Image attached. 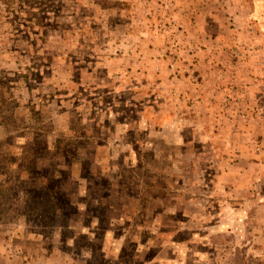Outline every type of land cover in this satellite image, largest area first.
<instances>
[{"label": "rangeland", "instance_id": "obj_1", "mask_svg": "<svg viewBox=\"0 0 264 264\" xmlns=\"http://www.w3.org/2000/svg\"><path fill=\"white\" fill-rule=\"evenodd\" d=\"M260 151L264 0H0V264H264Z\"/></svg>", "mask_w": 264, "mask_h": 264}, {"label": "crops", "instance_id": "obj_2", "mask_svg": "<svg viewBox=\"0 0 264 264\" xmlns=\"http://www.w3.org/2000/svg\"><path fill=\"white\" fill-rule=\"evenodd\" d=\"M202 13L204 12V10H202L201 11ZM242 48V47H241ZM240 49H239V47H234L233 48V51L234 52H236V55L237 56H240V53H241V50L239 51ZM174 59V58H173ZM178 60H180V57H178L177 58V60L176 61H178ZM159 64V63H158ZM153 69H152V71H153V73L155 74V76H158L159 78H161V73L158 75V73L156 72V70L159 68V66L156 64V62H155V64H153ZM156 68V69H155ZM180 77H182V76H180ZM170 80H172V79H170ZM183 80H185L186 82H189V84L190 83H192V80H193V78L191 77V76H183ZM186 111V110H185ZM161 112V113H160ZM160 112H157V114L159 115V116H163V115H167V116H170V115H172V114H174V113H176L175 115H177V114H179V112H175V111H172L171 110V108L170 107H167L166 109H165V111H160ZM214 116H216L217 117V114L216 115H214ZM219 116V115H218ZM257 167H255V169H254V171L250 174V176H249V182H251V184L254 182V180H256L257 179V177H260L259 178V180L261 179L262 180V178H264V152H262V151H260V155H259V158H258V160H257ZM254 183H256V182H254ZM253 183V184H254ZM252 184V185H253ZM253 188L254 187H252L251 185H250V183H249V187L247 188V192L248 193H250V192H255V191H253Z\"/></svg>", "mask_w": 264, "mask_h": 264}]
</instances>
